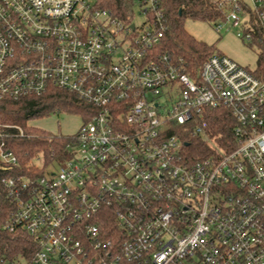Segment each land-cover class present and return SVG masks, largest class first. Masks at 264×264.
I'll list each match as a JSON object with an SVG mask.
<instances>
[{
    "label": "built area",
    "instance_id": "built-area-1",
    "mask_svg": "<svg viewBox=\"0 0 264 264\" xmlns=\"http://www.w3.org/2000/svg\"><path fill=\"white\" fill-rule=\"evenodd\" d=\"M130 1L140 26L97 0H0V100L57 87L87 108L70 158L0 178L6 228L34 238L33 264H264V72L219 54L187 70L160 49V0ZM219 4L216 31L236 28L264 58V0ZM217 107L234 139L193 159L187 133L211 141ZM27 135L0 123V172L19 166L8 140Z\"/></svg>",
    "mask_w": 264,
    "mask_h": 264
},
{
    "label": "trees",
    "instance_id": "trees-1",
    "mask_svg": "<svg viewBox=\"0 0 264 264\" xmlns=\"http://www.w3.org/2000/svg\"><path fill=\"white\" fill-rule=\"evenodd\" d=\"M220 0H160L165 14L167 30L160 47L176 60L181 61L189 71H197L203 62L214 54V46L194 38L185 29L186 19L203 20L215 24L224 18V10ZM98 7L111 9L125 23L134 22L135 4L130 0H97ZM264 58L261 57L259 69L264 72ZM87 108L78 96L68 90L51 87L40 96H28L20 100H0V123L21 125L25 137L9 139L10 146L19 158V166L14 172L3 175L41 177L46 168L63 163L71 157L68 145L73 141L71 135H57L28 125V122L38 117L52 113L67 112L84 115ZM205 119L210 123L211 141L203 140L200 136L187 133L190 142L188 151L193 159L210 154L211 142L222 146L234 138L233 127L236 123L234 116L224 107L212 108ZM192 129L193 124H187ZM41 153L45 156L42 167L31 165V160ZM13 209L11 199L0 181V263L1 264H33V258L38 245L30 234L22 229L10 232L6 222Z\"/></svg>",
    "mask_w": 264,
    "mask_h": 264
},
{
    "label": "rangeland",
    "instance_id": "rangeland-1",
    "mask_svg": "<svg viewBox=\"0 0 264 264\" xmlns=\"http://www.w3.org/2000/svg\"><path fill=\"white\" fill-rule=\"evenodd\" d=\"M134 22L139 26L143 22L139 7H135ZM184 26L188 33L197 40L213 45L214 54L225 55L251 71L258 68L261 59V45L249 43L246 39L239 37V30L236 28H225L219 33L214 23L193 19H186ZM82 121L80 114L57 112L32 119L28 125L57 135H73L77 133Z\"/></svg>",
    "mask_w": 264,
    "mask_h": 264
}]
</instances>
